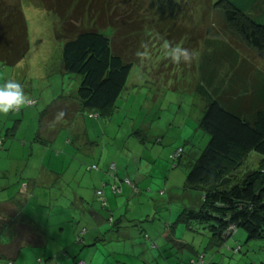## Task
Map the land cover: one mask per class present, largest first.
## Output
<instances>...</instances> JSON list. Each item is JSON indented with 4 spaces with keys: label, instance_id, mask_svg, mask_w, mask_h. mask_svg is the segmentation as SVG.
Here are the masks:
<instances>
[{
    "label": "rangeland",
    "instance_id": "1",
    "mask_svg": "<svg viewBox=\"0 0 264 264\" xmlns=\"http://www.w3.org/2000/svg\"><path fill=\"white\" fill-rule=\"evenodd\" d=\"M7 1L9 5L18 2ZM119 1L124 6L122 0ZM158 1L144 0V7L148 9L150 4ZM21 5L29 28L30 51L15 66L0 64V85L7 80L16 81L22 85L28 101L38 103L27 108L21 107L20 113H0V127L6 124L12 129L10 138L17 133V140L26 141L27 136L36 138L39 132L47 134L50 120L45 118V112L53 99L77 97L82 78L61 72L65 42L56 37L59 18L41 8L37 0H21ZM150 7L152 11L155 10ZM206 11L207 16L204 15ZM147 12L150 13L146 15L148 23L154 15L150 9ZM220 22L211 5H198L193 8L184 26L188 25V29L192 30L190 32L205 36L208 28H215ZM90 26L91 23L85 21L81 28ZM110 31L108 29L105 32L109 34ZM149 34L142 35L139 45L144 47L143 55L132 71L114 114L110 118H95L94 113L86 109L75 114L83 122L85 120L90 143L85 144L78 137V122L67 129L56 126L54 130L60 135L58 143L52 145V155L65 156L70 160L69 164L75 162L71 168H60L65 181L84 179L91 190L96 189L97 177L103 171L99 157L102 152L106 153L114 163L104 173V184L108 185V193L113 194L115 202L113 206L106 204L102 209H120L122 217L118 219L121 217V220L126 217L130 221L139 219L126 223L128 229H124L122 235H112L111 240L114 242L104 245L102 249L105 251L98 256L108 253L110 250L107 248H114L117 249V260L121 264H264V240H249L246 232L240 230L220 244L202 226L191 224L193 227L180 221L182 212L189 209L200 211L203 204L200 190H189L185 186L191 164L199 158L210 141L209 135L200 129L205 102L196 90L200 78L198 69L201 67L199 55L204 49L201 47L204 42L200 46L195 38L187 42L190 45L197 44L198 48L191 50L190 62L176 64L165 55L168 51L165 45L170 48L185 46L172 45L161 35ZM244 51L241 49L246 57L264 67V61L256 54ZM68 138H72L73 144L65 150ZM96 144L99 147L94 148ZM93 148L94 151L88 154ZM182 148L184 157L173 162L171 155ZM30 158L37 164L42 154L33 157L29 145L27 159ZM255 159L260 160L262 156L250 154L238 173L256 169L259 164ZM92 165L98 167L99 172L89 171ZM113 165L116 166L115 170H112ZM127 180H130V184ZM62 186L65 187L64 184ZM114 187H117L118 192L114 191ZM35 202L48 210H54L58 203L63 206L65 200L61 195L54 200L40 196ZM83 232L82 229L78 230L82 236ZM96 264L108 263L103 259L96 261Z\"/></svg>",
    "mask_w": 264,
    "mask_h": 264
},
{
    "label": "trees",
    "instance_id": "2",
    "mask_svg": "<svg viewBox=\"0 0 264 264\" xmlns=\"http://www.w3.org/2000/svg\"><path fill=\"white\" fill-rule=\"evenodd\" d=\"M37 1L59 18L56 37L65 42L63 71L82 78L78 99L82 110L92 111L95 118L114 114L143 55L142 35H161L189 52L198 46L187 42H204L196 90L205 102L200 129L210 141L191 164L185 186L200 190L203 204L200 211L182 212L180 221L202 226L220 244L240 230L249 240H264V67L241 52L264 61V0H159L149 5L154 17L148 23L144 0H122L124 6L119 0ZM7 2L0 0V64L15 66L30 51V34L21 0ZM198 5H211L223 25L211 26L205 36L190 32L184 23ZM85 21L91 26L81 28ZM58 113L48 109L45 118L54 120ZM252 153L262 156L255 159L258 167L238 173ZM172 156L173 162L180 160ZM103 191H97L102 200ZM24 221L32 224L26 219L16 223ZM8 227L1 221L0 235Z\"/></svg>",
    "mask_w": 264,
    "mask_h": 264
},
{
    "label": "crops",
    "instance_id": "3",
    "mask_svg": "<svg viewBox=\"0 0 264 264\" xmlns=\"http://www.w3.org/2000/svg\"><path fill=\"white\" fill-rule=\"evenodd\" d=\"M61 72L66 75L63 66ZM52 102L49 109L55 108L60 113L57 118L50 120L47 134L39 132L36 138L27 136L26 141H19L17 133L10 138L12 129L6 124L0 127V222L8 223L9 226L0 235V264H78L80 261L96 264V261L103 259L108 264H121L117 260V249L107 248L110 250L109 254L102 253L98 256L105 251L102 249L104 245H112V235H122V231L128 229L126 223L139 220L130 221L127 217L121 220L122 213L117 208H109L110 211L102 209L104 204L100 203L103 200L98 198V190H104L103 198L108 206H113L115 202L113 194L108 193V185L104 184V173L110 170L114 160L108 159L110 156L107 157L104 152L100 155L99 165L103 171L97 177L96 189L91 190L84 179L65 181L60 168H71L75 166V162L69 164L70 160L65 156L52 155L53 146L58 143L60 135L54 132L56 126L67 129L78 122V137L85 144L90 143V138L85 120L83 122L80 116H75L82 110L78 96H65L63 99H53ZM71 144L73 140L68 138L65 150ZM29 145L33 157L35 154H42V159L37 164H34L33 158L27 159ZM93 147L99 146L96 144ZM92 167L94 165L89 166L88 170L99 172V169ZM78 188L79 191H76ZM60 195L65 202L62 203L63 206L59 203L55 205L54 210H48L35 202L40 196L54 200ZM23 217L32 224L24 221L18 226L16 221L25 220ZM79 229L84 230L83 236L78 234Z\"/></svg>",
    "mask_w": 264,
    "mask_h": 264
},
{
    "label": "clouds",
    "instance_id": "4",
    "mask_svg": "<svg viewBox=\"0 0 264 264\" xmlns=\"http://www.w3.org/2000/svg\"><path fill=\"white\" fill-rule=\"evenodd\" d=\"M165 55L168 56L174 63L180 64L181 62L188 63L191 61L192 54L189 50L182 47H169ZM29 103L22 85L13 80H7L0 85V113L7 114L10 111H15Z\"/></svg>",
    "mask_w": 264,
    "mask_h": 264
},
{
    "label": "built area",
    "instance_id": "5",
    "mask_svg": "<svg viewBox=\"0 0 264 264\" xmlns=\"http://www.w3.org/2000/svg\"><path fill=\"white\" fill-rule=\"evenodd\" d=\"M36 103H37L36 101L30 100L29 103H27V106H33ZM182 155H183V151L180 149L175 154H173L172 158L173 159H180L182 157ZM113 168L115 170L116 169V166L113 165L112 166V170H113ZM95 169H98V168L95 166ZM127 183L130 184V180H127ZM114 191L115 192H118L117 187H114ZM99 195L101 196V195H103V193L102 192H99ZM103 201H104L103 204L105 206L107 204V202L105 200H103ZM80 264H87V263L85 261H82V262H80Z\"/></svg>",
    "mask_w": 264,
    "mask_h": 264
}]
</instances>
